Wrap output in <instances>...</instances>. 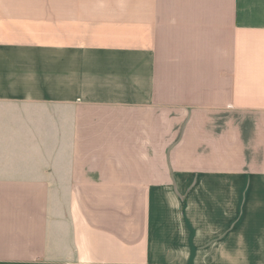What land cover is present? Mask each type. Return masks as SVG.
I'll return each mask as SVG.
<instances>
[{
    "label": "crops",
    "instance_id": "0c3cea01",
    "mask_svg": "<svg viewBox=\"0 0 264 264\" xmlns=\"http://www.w3.org/2000/svg\"><path fill=\"white\" fill-rule=\"evenodd\" d=\"M0 264H264V0H0Z\"/></svg>",
    "mask_w": 264,
    "mask_h": 264
}]
</instances>
